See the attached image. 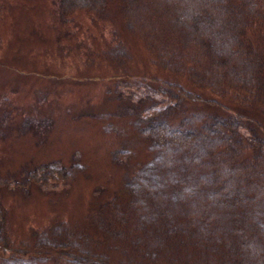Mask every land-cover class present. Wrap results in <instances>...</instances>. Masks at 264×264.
Masks as SVG:
<instances>
[{
	"label": "rangeland",
	"instance_id": "1",
	"mask_svg": "<svg viewBox=\"0 0 264 264\" xmlns=\"http://www.w3.org/2000/svg\"><path fill=\"white\" fill-rule=\"evenodd\" d=\"M129 2L136 20L121 10L122 0H107L101 14L83 8L63 18L59 0H0V238L32 252L5 259L10 252L0 249V264H52L35 254L60 249L67 233L66 251L112 264L225 262L224 245L210 232L228 233V212L208 211V231L195 226L200 219L188 220L211 210L200 201L211 188L196 183L202 149L197 145V164L186 175L190 167L176 146L158 148L138 134L150 79L166 75L147 46L150 0ZM192 3L210 8L219 29L194 15L186 23L191 31L204 28L219 44L231 38L230 19L219 21L213 0L172 7L189 16ZM258 189L264 202V181ZM110 209L122 214L115 230ZM255 210L240 239L248 264H264L252 230L259 224L264 236V207Z\"/></svg>",
	"mask_w": 264,
	"mask_h": 264
},
{
	"label": "trees",
	"instance_id": "2",
	"mask_svg": "<svg viewBox=\"0 0 264 264\" xmlns=\"http://www.w3.org/2000/svg\"><path fill=\"white\" fill-rule=\"evenodd\" d=\"M213 1L219 5V21L230 19L231 38L222 44L204 28L195 32L186 26L194 15H201L209 29H219L210 20L214 16L210 8L192 3L188 16L172 7L176 0H150L145 14L150 17L147 38L152 40L147 46L154 68L166 77L154 74L150 79V104L139 112L145 125L138 134L158 148L176 146L190 167L186 175L197 164L194 152L199 145L205 165L200 166L196 183L211 188L209 195H200V201L210 202L211 210L204 208L206 216L195 212L188 220L200 219L195 226L208 231L206 220L213 219L208 211H227L228 233L218 228L210 233L224 245V264H248L240 234L251 230L248 222L257 215L255 207H264L263 201L258 203V185L264 181V0ZM106 5L107 0H59V16L83 8L101 14ZM132 9L129 0H122L121 10L136 20ZM219 34L224 37L226 32ZM56 172L58 178L64 177L60 168ZM33 179L37 180L35 175ZM111 211L109 224L115 230L123 222L122 214ZM252 230L260 253L264 236L259 224ZM64 240L67 244L64 241L60 249L55 250L59 245L44 249L35 257L52 264H112L101 255L68 252L70 233ZM23 247L6 236L0 238V249L10 252L5 259L31 256Z\"/></svg>",
	"mask_w": 264,
	"mask_h": 264
}]
</instances>
